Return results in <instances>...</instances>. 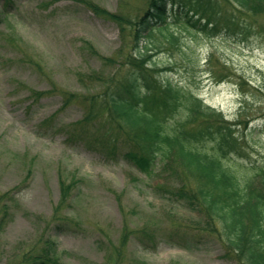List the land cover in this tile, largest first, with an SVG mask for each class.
<instances>
[{
  "label": "rangeland",
  "instance_id": "obj_1",
  "mask_svg": "<svg viewBox=\"0 0 264 264\" xmlns=\"http://www.w3.org/2000/svg\"><path fill=\"white\" fill-rule=\"evenodd\" d=\"M84 2L137 18L149 0H0V264L44 238L63 264H241L198 214L162 196L169 180L124 160L133 145L122 132L109 142L100 95L123 74L133 34ZM218 2L234 30L175 26L177 44L156 32L139 47L159 78L240 124L238 161L264 165V12Z\"/></svg>",
  "mask_w": 264,
  "mask_h": 264
},
{
  "label": "trees",
  "instance_id": "obj_2",
  "mask_svg": "<svg viewBox=\"0 0 264 264\" xmlns=\"http://www.w3.org/2000/svg\"><path fill=\"white\" fill-rule=\"evenodd\" d=\"M226 1L252 13L264 12V0ZM84 4L93 15L119 25L121 32L125 24L131 27L133 34L135 48L119 63L126 66L123 74L111 73L109 87L100 95L105 117L114 124L107 130L109 142L122 132L133 145L123 152L124 160L148 177L155 174L169 180V188L164 189L167 194L162 196L198 214L204 230L220 240L223 255L233 254L241 264H264V165L238 161L234 155L242 149L240 124L229 121L220 109L184 86L159 78V68L149 63L151 48L139 47V41L156 32L177 44L175 26L214 34L222 24L234 30L235 21L218 8V0H149L137 18L94 2ZM86 46L112 63L90 43ZM64 185L66 190L70 187ZM42 242L39 251H25L19 264H63L56 256L54 240Z\"/></svg>",
  "mask_w": 264,
  "mask_h": 264
}]
</instances>
